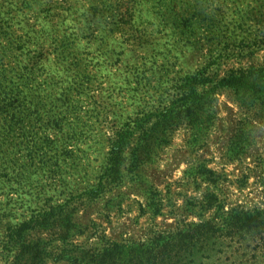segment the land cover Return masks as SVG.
I'll list each match as a JSON object with an SVG mask.
<instances>
[{"label": "rangeland", "instance_id": "obj_1", "mask_svg": "<svg viewBox=\"0 0 264 264\" xmlns=\"http://www.w3.org/2000/svg\"><path fill=\"white\" fill-rule=\"evenodd\" d=\"M263 23L264 0H0V264L264 218V93L234 73L264 64ZM251 234L197 264H264Z\"/></svg>", "mask_w": 264, "mask_h": 264}, {"label": "trees", "instance_id": "obj_2", "mask_svg": "<svg viewBox=\"0 0 264 264\" xmlns=\"http://www.w3.org/2000/svg\"><path fill=\"white\" fill-rule=\"evenodd\" d=\"M131 8L130 14L133 15L135 11L133 10V6ZM259 40L261 43L257 46L261 48L264 46V23L262 24ZM244 45L245 42H243L242 46L244 47ZM234 73L237 74L236 81L241 87L245 86L248 89L254 90L257 95L260 92L264 93V64L257 66V68L250 66ZM225 80V78L221 79L219 85ZM189 82L190 79L188 80L187 78L181 80L176 89L177 96H187L186 89L190 88ZM1 94L2 82L0 79ZM6 105L8 104L6 103ZM251 232L258 237L259 241H264V218H260L257 215L234 213L224 222L222 227H216L207 223L198 225V227L187 232L177 233L165 238L157 243L158 245L155 249H144L146 251L143 252H138L136 249L129 250L124 256V261H118L116 264H123L125 262L132 264H197L196 252L200 253L205 249L221 251L219 249L224 247L226 244L225 240L228 238L239 242L240 240L252 237V234L246 236L247 233Z\"/></svg>", "mask_w": 264, "mask_h": 264}]
</instances>
